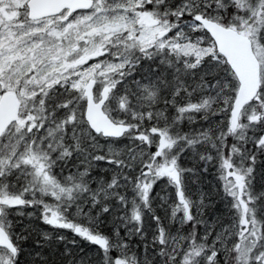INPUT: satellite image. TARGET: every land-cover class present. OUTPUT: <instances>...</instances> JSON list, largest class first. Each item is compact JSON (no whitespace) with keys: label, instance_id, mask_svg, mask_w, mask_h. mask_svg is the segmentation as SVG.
<instances>
[{"label":"snow or ice","instance_id":"snow-or-ice-1","mask_svg":"<svg viewBox=\"0 0 264 264\" xmlns=\"http://www.w3.org/2000/svg\"><path fill=\"white\" fill-rule=\"evenodd\" d=\"M0 264H264V0H0Z\"/></svg>","mask_w":264,"mask_h":264}]
</instances>
